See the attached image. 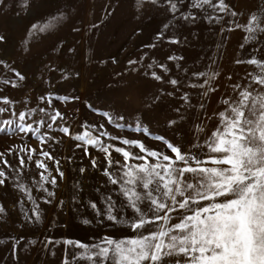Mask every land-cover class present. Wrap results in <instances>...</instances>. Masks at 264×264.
Here are the masks:
<instances>
[{
	"label": "snow or ice",
	"instance_id": "6c2138e0",
	"mask_svg": "<svg viewBox=\"0 0 264 264\" xmlns=\"http://www.w3.org/2000/svg\"><path fill=\"white\" fill-rule=\"evenodd\" d=\"M52 3L0 0V20ZM75 3L55 0V14L49 10L47 19L29 21L21 55L32 56L34 39L65 25L90 40L113 23L121 6L120 0H104L99 14L88 19L95 5L80 0L73 14ZM135 5L138 21L153 9L163 11L164 19L147 42L145 26L138 22L116 51L87 57L89 63L94 58L113 67V104L103 107L75 90L81 69L58 62L74 56L79 41L68 44L57 37L48 58L34 62L32 77L39 79L30 84L0 31V69L7 73L0 84L22 93L17 99L0 92V137L10 141L0 149V193L16 197L9 208L0 196V226L40 224L42 203L57 216L66 208H89L93 216L83 217L81 224L100 233L87 241L52 234L43 240L11 237L13 264H20L19 248L37 244L52 257L62 248L59 264H264V58L254 54L264 51V0L246 9L240 0H135ZM202 28L218 39L211 54H201L190 67L183 50L201 43ZM236 30L244 33V43L232 62L253 70L234 81L221 65ZM130 37H136L131 41L135 52L126 48ZM157 50L162 57L154 54ZM205 58L204 68L196 70ZM133 85H139V106L125 94ZM217 93L220 107L209 115ZM81 106L99 119H81ZM204 120L214 121L213 126L205 127ZM154 123L162 127L154 129ZM65 146L68 154L61 152ZM77 151L81 162L74 171L98 176L97 199L84 194L81 181L67 201L57 197L59 183L66 180L62 165L75 163Z\"/></svg>",
	"mask_w": 264,
	"mask_h": 264
},
{
	"label": "rangeland",
	"instance_id": "374dc122",
	"mask_svg": "<svg viewBox=\"0 0 264 264\" xmlns=\"http://www.w3.org/2000/svg\"><path fill=\"white\" fill-rule=\"evenodd\" d=\"M104 0H89V4L95 5V7L89 9L88 19L92 18V13L97 12L99 14L100 5ZM121 6L116 14V18L113 23L108 27H103L100 32L91 36L89 40L88 34H84L83 37L80 35L70 33L68 27L62 26L58 27V30H54L52 35H46L40 39H34L32 41V53L33 55L25 58L21 53L23 52L22 41L26 38L25 28L29 21H34L44 17L47 19V13L49 10L53 11L56 7L55 0L47 9H42L39 12L28 11L21 12V16H16L15 14L9 15L3 20H0V31H3L8 36V45L6 46L7 51L10 54L17 55L19 59V68L29 75V83L33 84L39 76L32 77V69L34 67V62L39 60H46L48 58L49 46L52 44L57 37H62L68 44H74L79 41L76 45L77 52L74 56H63L59 63H68L75 67H78L82 71V78L74 84L75 90L81 94L83 97L89 98L98 107H103L105 105L113 104V93L109 92V87H116V85L111 84L110 75L113 72V67H105L100 65L96 59H92L89 63L87 57H106L108 53L116 51V46L118 43L125 40L128 37V33L132 28L138 23H142L145 26V32L143 39L145 42L152 38L153 30L157 27L160 20L164 19V12L157 11L153 9L151 11V16H144L142 20L138 21V17L133 13L136 11L135 0H120ZM257 0H240V5L243 8H248L253 6ZM80 6V0H76V3L70 9L73 14H75L76 9ZM218 30V29H217ZM244 33L240 30L230 34V39L226 42L227 53L223 57V62L221 65V71L225 74L231 72L233 74V80L235 81L238 77L243 76L245 72L252 71L253 67L248 65H235L232 61L233 58L240 55L239 44L244 43L243 41ZM218 37L214 33H210L207 28H202L201 30V43L195 48H188L183 50V54L187 57L188 64L191 67L193 61H199L200 55L205 56L211 54V44L216 41ZM136 40V37H130L129 43L126 48L135 52L131 41ZM251 51V49H248ZM163 51H167L165 48ZM158 57H162V52L157 50L154 53ZM258 58H264V51L254 53ZM207 64V59L200 61L196 65V70H202ZM4 70L0 69V76H4ZM105 81H108L106 84ZM221 83H227L224 78H221ZM73 88H69L68 91H72ZM223 90V89H222ZM39 91V88L36 89ZM193 95H195V90H190ZM0 92L8 94L10 97L17 99L22 98V93L14 89H5V86L0 84ZM126 96L133 106H139V85H133L126 89ZM219 99V93L214 94L211 97L212 106L208 109V114L211 115L213 108L219 109V105L216 101ZM81 119L87 118L90 122L96 121L99 118L94 114L90 113L86 106H81L80 108ZM214 121L204 120V126L211 128ZM78 127V125H77ZM152 127L161 128L162 125L153 124ZM109 130L113 131L110 126ZM114 134H118L114 132ZM125 135H136L125 131ZM33 146H35V141H30ZM152 143L151 141H146ZM10 141L5 138L0 137V149L5 147ZM61 152L63 154H68V148L62 147ZM92 154H96L95 150H92ZM76 162L73 164H63L62 167L65 169L66 180L59 183L57 189V197L63 198L66 201L73 194V186L76 181H81L84 187V194L91 195L93 199H97V196L93 192V188L100 183L98 176L92 175L91 170L85 173L82 177L78 171H74L80 164V152H76ZM84 165L87 167V158H84ZM49 166L52 167L51 163ZM55 174V172H53ZM35 194V192H34ZM0 196H5L8 200V207L12 208V201L16 197L7 194L0 193ZM3 202V201H0ZM41 208L44 212V218L42 222L38 225L29 224L27 227L20 228L19 223L12 228L5 229L0 226V240L5 241L0 243V264H13V258L10 253L11 248V237L24 236L26 238L36 239L39 238L43 240L44 235L52 234L55 236H67L70 238H79L81 240L87 241L93 234L99 235L100 233H94L93 229H89L82 226L81 220L83 217L91 218L93 216L92 211L87 207H80L77 211L73 212L70 208H66L65 212L56 215L53 208L43 205L41 203ZM19 211L18 207L14 209ZM59 220V224L54 223V221ZM66 224L67 227L62 225ZM111 234V233H110ZM24 245L25 241H21ZM62 248L57 249L56 257L46 256L45 252L40 249V245L37 244L35 247H21L18 249L20 264H59V259L62 256Z\"/></svg>",
	"mask_w": 264,
	"mask_h": 264
}]
</instances>
